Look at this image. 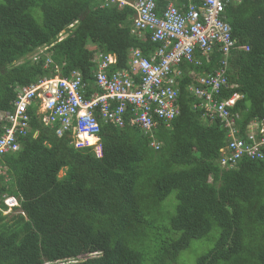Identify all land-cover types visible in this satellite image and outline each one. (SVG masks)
<instances>
[{
	"label": "trees",
	"instance_id": "1",
	"mask_svg": "<svg viewBox=\"0 0 264 264\" xmlns=\"http://www.w3.org/2000/svg\"><path fill=\"white\" fill-rule=\"evenodd\" d=\"M154 1L158 10L169 0ZM102 2L0 0V125L20 88L52 76L55 64L61 76L70 65L91 79L95 51L88 40L116 52L117 68L127 67L126 46L140 44L130 32L133 10ZM225 14L238 44L249 48L233 50L223 90V97L242 94L231 112L243 132L264 120V0L230 3ZM71 23L72 32L57 42ZM40 46L50 47L51 63L45 66L44 54L16 63ZM190 78L183 72L179 80L178 116L160 122L153 137L100 121V157L57 137L29 108L16 138L20 149L0 157L9 181L0 174V264H177L192 240L214 238L195 264H264V156L221 168L226 131L192 108ZM172 191L173 214L159 220L154 212ZM5 195L17 197L22 214H2Z\"/></svg>",
	"mask_w": 264,
	"mask_h": 264
},
{
	"label": "built area",
	"instance_id": "2",
	"mask_svg": "<svg viewBox=\"0 0 264 264\" xmlns=\"http://www.w3.org/2000/svg\"><path fill=\"white\" fill-rule=\"evenodd\" d=\"M189 1L184 12L168 4L158 13L154 0H103L105 5L132 6L135 30H149L151 40L159 44L150 57L140 54L132 58L133 67L141 74L140 84L127 79L122 70L118 79L98 72L94 79L96 89H91L89 96L84 93L89 84L77 72L70 77L42 78L22 86L13 110L1 115L5 124L0 132V155L18 149L17 134L28 120V109L38 100L42 123L55 128L58 136H73L77 148L100 146V121L121 127L129 115L130 124L142 130H152L160 121L168 123L179 114L175 73L181 64L189 63L195 73L203 67V73L187 87L195 98L192 108L199 110L207 122L218 120L226 130L227 143L220 149V166L231 167L243 157L262 159L263 121L253 123V129L247 125L241 132L231 108L242 94L234 92L223 97L228 85V57L237 47L225 10L230 2L243 0ZM243 48L248 50L247 45ZM214 54L221 59L210 71L204 70L211 66ZM113 101L118 104L113 106Z\"/></svg>",
	"mask_w": 264,
	"mask_h": 264
},
{
	"label": "crops",
	"instance_id": "3",
	"mask_svg": "<svg viewBox=\"0 0 264 264\" xmlns=\"http://www.w3.org/2000/svg\"><path fill=\"white\" fill-rule=\"evenodd\" d=\"M167 2H168L167 4L171 3V4L175 5L178 9H180L183 12L187 10L188 5L190 3L189 0H169ZM102 5L103 6H108V5H105L103 2H102ZM109 5H111V4H109ZM117 6L118 7H122V6H125V5L117 4ZM129 7L132 8V10H133L132 15H130V18L132 20V25H131L130 32H131V34L133 36L136 37V39L139 40L140 44H138L137 46H134V45H129L128 47L126 46V48H125V58H127V67L117 68L118 61H119L118 54L116 52H107V53H105L106 51L104 50L102 44H100V43H98V42H96L94 40H88V44H87V48H89L91 50L94 49V51H95V55H94V58H93V63H92V65H91V67L89 69V72H88V75L91 77V79L90 78L86 79V77L84 75V72L82 71L80 66H77V67H71L70 65L67 66V76L63 75L64 77H70L74 72H77L78 74H80L83 77V79L85 81L88 82L89 86L84 92L86 96H89L91 94V89H96V86L94 84V79H95L96 74L98 72L104 73L109 78L118 79L119 76L122 74V70H123V73L127 74V76H128L127 79H130V80H132L134 82V84L139 85L140 84L141 74H140L139 70H137V69H135L133 67L132 58L133 57H137L140 54H142L145 57H150L152 54H155L154 52L159 48V44L155 43V42H153L151 40V38H150L151 32L149 30L141 31V32L135 30V27L133 25V19L135 17V10H134V8L132 6H129ZM165 7H166V4H165L164 8ZM163 9L159 8L157 10L158 13H161ZM74 26L75 25L73 23V24L68 25L66 29H62L61 32L59 33L56 41L60 42L61 40L65 39L72 32ZM145 41L149 42L150 48H147L145 46V44H144ZM88 45L91 46L92 48L88 47ZM140 45H142L143 48H141ZM62 62H64V61H62ZM64 64L65 63H63V65ZM76 65H79V64L77 63ZM183 65L186 66V69H183L182 66H179L178 69H177V72L175 73L176 81H177V89H176L177 93L180 90V88H179L180 87L179 86V80L182 77L183 72H185L186 74L191 75L189 83H187L186 86L189 85L190 83H194L197 75L203 73V70L198 71V72L195 73V71L193 70L192 65L189 64V63H185ZM53 71H54L53 73H50V75H52V76H50V77H41L39 79L58 77V76H61L62 72H63L62 67L60 65H56V64L54 66V70ZM36 81H34V82H36ZM24 85H26V84H24ZM117 104H118L117 101H113L112 102L113 106H116ZM13 107H14V105H13ZM30 108H32L34 110V115L37 117V119L42 124V121H41L42 108L40 106L39 100H38V102L33 104ZM169 122L168 123H163L162 122V123L168 125ZM159 123H157L156 126L152 130H154L159 125ZM104 124H107V123H104ZM3 125H4V122L1 121L0 128H1L2 131L0 130V132H3ZM44 126L49 128V129H51V130H53L54 133H55V129L52 126H47V125H44ZM125 126L132 127V128H135V129L137 128L143 134H149L150 137H153L152 130H142L137 125H131L130 122H129V115L125 116L124 124L121 127H117V126H114V127L122 129V128H125ZM36 134H37V131H35V135ZM149 146L151 148H153L154 150H157L159 148V146H160V143H158L156 140L152 139L149 142ZM44 155L47 157L46 151H44ZM61 171L64 172L63 170H61ZM0 174L2 176L4 174V170H1ZM61 175L58 174V176H61ZM2 177L4 179V176H2ZM4 182L8 183L9 181L4 179Z\"/></svg>",
	"mask_w": 264,
	"mask_h": 264
},
{
	"label": "rangeland",
	"instance_id": "4",
	"mask_svg": "<svg viewBox=\"0 0 264 264\" xmlns=\"http://www.w3.org/2000/svg\"><path fill=\"white\" fill-rule=\"evenodd\" d=\"M88 47L92 48L89 45H88ZM31 58H32V56L28 55L25 58H21L16 63L24 62L25 59L31 60ZM16 89H18L17 86H16ZM252 125L253 124L249 125V129H253ZM62 173L64 174V172L60 171L59 175H61ZM175 193H176L175 191H172L166 197V199L160 204V206H158V209L154 212L155 216L159 220L166 219L167 217H169L170 215L173 214L174 206L176 204ZM4 197H6L8 199H12V200L17 199V197L14 195H5ZM16 207L17 206L8 207L2 211V214L6 215L7 218H10L13 215L22 214V210L17 209ZM13 208H16V209H13ZM214 240H215V238L214 239L192 240L190 242V245L185 250H182L179 253L177 260H176L177 264H195L197 257L206 253L213 246ZM79 258H80V256H79Z\"/></svg>",
	"mask_w": 264,
	"mask_h": 264
},
{
	"label": "clouds",
	"instance_id": "5",
	"mask_svg": "<svg viewBox=\"0 0 264 264\" xmlns=\"http://www.w3.org/2000/svg\"><path fill=\"white\" fill-rule=\"evenodd\" d=\"M230 3H232V2H230ZM229 3V4H230ZM240 3V2H239ZM233 4H238V3H233ZM173 5V4H172ZM71 24H73V23H71ZM70 25V24H69ZM232 29V28H231ZM59 35V34H58ZM58 37V36H57ZM234 37V36H233ZM235 38V37H234ZM236 39V38H235ZM237 40V39H236ZM244 45H246V44H243V45H239L238 44V40H237V47L236 48H243V46ZM248 46V45H247ZM50 47H46V46H40V47H38L37 49H35V51L34 52H32L30 55L32 56V58H31V61H33V62H37V60L39 59V57H40V54H44L45 55V57H46V60H45V66L47 65V64H49V63H51L52 62V60L50 59V57H49V55L47 54V49H49ZM235 48V49H236ZM244 49V48H243ZM249 49V48H248ZM245 50V49H244ZM247 51V50H246ZM232 53H233V50H232ZM232 53H231V55H232ZM231 55H229V57H228V62H227V71H228V69H229V58L231 57ZM212 59H213V62H212V64H211V66H206V68H204V70H207V71H210L213 67H214V64H217L218 63V61L221 59V56L219 55V54H214L213 56H212ZM200 70H203V67H201L200 68ZM61 77H64V76H61ZM87 82V81H86ZM88 83V82H87ZM263 122V124H264V120H262ZM257 122H260V121H257ZM261 123V124H262ZM260 123H259V125H261ZM100 125H101V123H100ZM47 126H49V125H47ZM252 126H254V125H252ZM55 129V128H54ZM100 133V132H99ZM55 135L57 136V137H66V138H68L69 139V143H70V145L73 147V148H75V149H89V150H93L94 151V154H95V156H97V157H100L101 155H102V142H101V139L99 140V144H100V146H97V147H95L94 145H86V147H84V148H77V147H75V145H74V137L73 136H67V135H63V136H58L57 134H56V131H55ZM99 138H100V136H99ZM226 143H227V141H226ZM226 143H225V145H226ZM224 145V146H225ZM223 146V147H224ZM223 147H221V148H223ZM220 148V149H221ZM20 149V147H18V149L17 150H14V151H10V152H6V153H4V154H2V155H0V157L1 156H3V155H8V154H11V153H13V152H16V151H18ZM222 168V167H221ZM3 202H4V204L6 205V207L8 208V207H15V206H19V201H18V199H15V200H12V199H8V198H6V197H4L3 196Z\"/></svg>",
	"mask_w": 264,
	"mask_h": 264
}]
</instances>
